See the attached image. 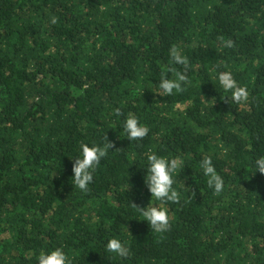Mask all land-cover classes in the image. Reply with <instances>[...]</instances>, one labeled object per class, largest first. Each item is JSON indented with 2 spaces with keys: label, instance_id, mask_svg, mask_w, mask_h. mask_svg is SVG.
<instances>
[{
  "label": "trees",
  "instance_id": "1",
  "mask_svg": "<svg viewBox=\"0 0 264 264\" xmlns=\"http://www.w3.org/2000/svg\"><path fill=\"white\" fill-rule=\"evenodd\" d=\"M130 115L142 139H127ZM81 144L107 149L86 191L71 181ZM151 154L178 162L176 202L152 197ZM259 157L264 0H0V264L55 248L70 264H264ZM149 205L167 210L166 231L143 220ZM113 238L127 257L107 252Z\"/></svg>",
  "mask_w": 264,
  "mask_h": 264
},
{
  "label": "clouds",
  "instance_id": "2",
  "mask_svg": "<svg viewBox=\"0 0 264 264\" xmlns=\"http://www.w3.org/2000/svg\"><path fill=\"white\" fill-rule=\"evenodd\" d=\"M228 44L231 46V41H229ZM173 59L176 63H185V59L179 55L175 49H173ZM185 80V75L177 73V79L175 81L162 79L158 84V88L163 94L171 95L173 89H179L181 87V82H184ZM218 80L220 86L224 90L232 92V99L234 101L242 102L248 99L247 89L239 86L231 73H219ZM123 131L127 133V139L130 141L142 139L148 133L147 127L142 126L134 115L128 116L123 121ZM108 147L112 148L113 145L108 142ZM106 154L107 149L105 147L81 144L80 156L74 160L75 162L73 165L74 176L71 181H74V186L79 187L82 191H86L88 184L93 179L92 172ZM147 161L148 174L145 177V183L147 184L152 197L161 201L176 202L179 199V195L172 187V172L178 167V162L176 160L169 161L166 158L155 154L148 155ZM255 165L258 169L257 172L264 173V157L257 158ZM201 167L204 174L209 177V186L214 187L215 191L219 193L223 187V180L216 173L211 159H203ZM141 211L144 216L143 220L148 222L152 231L164 232L169 228V217L166 209L149 205L148 207L141 209ZM105 247L107 252L115 253L120 257H127L129 255L128 248L116 238L110 239ZM39 264H70V262L61 248H55L42 253L39 256Z\"/></svg>",
  "mask_w": 264,
  "mask_h": 264
}]
</instances>
